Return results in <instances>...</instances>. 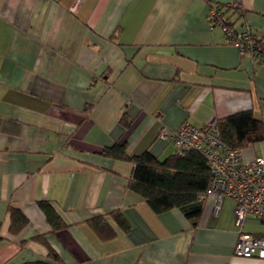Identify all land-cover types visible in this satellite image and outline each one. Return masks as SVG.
Instances as JSON below:
<instances>
[{
  "label": "crops",
  "instance_id": "crops-1",
  "mask_svg": "<svg viewBox=\"0 0 264 264\" xmlns=\"http://www.w3.org/2000/svg\"><path fill=\"white\" fill-rule=\"evenodd\" d=\"M235 0H0V264H264L234 255L233 203L202 202L193 223L155 214L127 188L132 165L102 156L174 155L162 130L250 111L264 123V60L225 40L209 7ZM234 28L264 47V0H238ZM264 156V141L241 151ZM38 200L67 227L51 233ZM28 224L9 231L8 207ZM118 210L124 232L100 238L88 220ZM243 230L264 235L248 218ZM39 235V237H33ZM52 249L57 260L49 259Z\"/></svg>",
  "mask_w": 264,
  "mask_h": 264
},
{
  "label": "trees",
  "instance_id": "trees-1",
  "mask_svg": "<svg viewBox=\"0 0 264 264\" xmlns=\"http://www.w3.org/2000/svg\"><path fill=\"white\" fill-rule=\"evenodd\" d=\"M235 2L237 4L230 8L223 5L209 7V10L215 11V21L220 23V28L228 27L237 31L231 17L241 6L238 0ZM209 20L211 26H216L215 21L210 18ZM253 36L255 43L252 54L264 56V47L260 39L257 38L255 32ZM217 122L222 141L232 148L242 151L250 144L264 141V123L255 118L250 111L234 113ZM102 156L132 165L127 188L141 196L153 213L160 214L177 209L193 223L200 216L204 200H199V196L205 192L210 180L207 161L200 152L189 150L181 155L174 154L159 160L148 150L140 154L129 155L125 144H114L105 147ZM36 204L42 211L51 233L67 227L50 201L38 200ZM7 212L11 234L18 233L28 224L27 218L20 209L9 206ZM107 216L111 217L124 232L128 231L129 223L120 211L114 210L107 215H97L87 221L100 238H111L115 234L108 224ZM33 237H39V235ZM48 256L49 259H58L52 249ZM23 264H50V262L38 260Z\"/></svg>",
  "mask_w": 264,
  "mask_h": 264
},
{
  "label": "built area",
  "instance_id": "built-area-1",
  "mask_svg": "<svg viewBox=\"0 0 264 264\" xmlns=\"http://www.w3.org/2000/svg\"><path fill=\"white\" fill-rule=\"evenodd\" d=\"M236 4L234 2L232 5ZM209 18L216 20L214 10H209ZM215 23L219 27L220 23ZM262 27L264 29V19ZM221 29L227 43L237 47L241 54L245 50L252 54L255 31L250 24H245L240 31L228 27ZM254 56L260 61L264 60V56ZM159 138L172 143L175 155L194 150L204 156L210 180L199 200L212 197L215 213L218 212L223 198L231 200L238 228L234 255L264 260V235L256 236L243 230L244 222L248 218L256 219L264 225V156L244 160L239 149L232 148L222 141L216 119L201 126L185 122L175 131L162 130Z\"/></svg>",
  "mask_w": 264,
  "mask_h": 264
}]
</instances>
